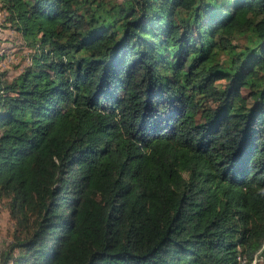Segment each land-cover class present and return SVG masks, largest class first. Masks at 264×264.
<instances>
[{"label": "trees", "instance_id": "1", "mask_svg": "<svg viewBox=\"0 0 264 264\" xmlns=\"http://www.w3.org/2000/svg\"><path fill=\"white\" fill-rule=\"evenodd\" d=\"M0 10V264H264V0Z\"/></svg>", "mask_w": 264, "mask_h": 264}, {"label": "rangeland", "instance_id": "2", "mask_svg": "<svg viewBox=\"0 0 264 264\" xmlns=\"http://www.w3.org/2000/svg\"><path fill=\"white\" fill-rule=\"evenodd\" d=\"M31 50L25 48L21 38L4 21L0 10V72L6 79L15 77L29 63ZM14 225L8 216L4 202L0 201V254L7 250L12 242ZM16 255V252L14 253ZM261 264V262H260Z\"/></svg>", "mask_w": 264, "mask_h": 264}, {"label": "clouds", "instance_id": "3", "mask_svg": "<svg viewBox=\"0 0 264 264\" xmlns=\"http://www.w3.org/2000/svg\"><path fill=\"white\" fill-rule=\"evenodd\" d=\"M261 193L264 194V189L261 190Z\"/></svg>", "mask_w": 264, "mask_h": 264}]
</instances>
